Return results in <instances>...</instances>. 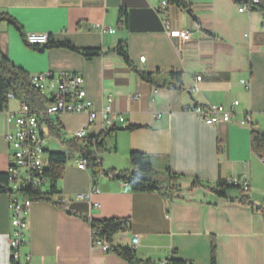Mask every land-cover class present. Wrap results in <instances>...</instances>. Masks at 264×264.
<instances>
[{"label": "crops", "instance_id": "1", "mask_svg": "<svg viewBox=\"0 0 264 264\" xmlns=\"http://www.w3.org/2000/svg\"><path fill=\"white\" fill-rule=\"evenodd\" d=\"M163 1L169 0H0V13L16 19L25 35L47 33L53 43L103 52L126 41L138 69L159 73L155 84L142 81L115 52L86 59L66 48L37 50L14 26L0 24V49L15 65L30 75L82 74L94 109L110 102L128 124L109 129L102 120L88 126L85 113L51 116L61 123L63 137L46 132L47 150L53 144L60 147L59 140L61 151L75 158L57 182L58 190L72 198L71 209L53 200L33 201L23 261L30 256V264H128L93 245L90 221L129 218L127 241L140 237L136 248L140 259L158 262L172 256L191 264H210L215 236L217 264H264V209L252 210L203 187L188 191L195 177L211 184L236 180L249 188L256 205L264 201V156L251 147L252 128L264 131V0L243 13L238 11L240 0H185L189 9L168 2L166 16L157 11ZM121 10L128 13L126 26L119 23ZM166 23L171 29L187 30L191 40L170 37ZM101 27L114 32H103ZM235 101H239L235 116L219 125H207L190 111L196 105L230 108ZM20 103L12 99L0 111V173H6L12 161L6 135L14 127L7 112L18 111ZM246 112L251 113L252 123L240 125ZM129 126L140 127L130 130ZM82 127H87L85 146L101 159L103 170L131 169L133 151L167 158L170 168L184 175L182 197L168 201L155 192H131L111 175L94 176L89 166L80 169L83 153L76 147L81 142L75 134ZM99 136L104 149L97 150L88 143ZM94 185L99 193L92 200L99 207L75 199ZM253 194L262 199L254 201ZM9 202L10 194L0 193V264L10 260Z\"/></svg>", "mask_w": 264, "mask_h": 264}, {"label": "built area", "instance_id": "2", "mask_svg": "<svg viewBox=\"0 0 264 264\" xmlns=\"http://www.w3.org/2000/svg\"><path fill=\"white\" fill-rule=\"evenodd\" d=\"M259 3L260 0H240L238 11L241 13L248 12ZM168 4V1H163L157 9L158 13L166 16ZM165 25L170 37L179 38L183 42L191 40V34L187 30H174L170 28L168 23ZM101 30L103 32H114V30H106L104 27H101ZM245 36H248V34ZM24 38L28 45L40 48L47 45L50 41L47 33H28ZM145 59V56L140 58L142 62ZM30 79L32 86L45 101L43 108L38 111H32L27 103L21 101L18 111L7 112V121L14 127L6 135L12 150V161L6 172L8 189L11 191L9 208L12 227L9 241L10 260L8 264H30V256H27L25 261L22 260V247L28 243L27 228L34 200L25 195L22 190H47L49 182L44 175V169L48 165L45 119L61 113H85L88 117V126L98 120H102L106 128L117 127V123H120L123 127L128 126L125 117L118 115L110 102L99 111L94 109V103L87 95L85 79L80 73L61 72L55 74L48 71L31 75ZM201 79V76L197 77V80ZM242 84L246 89H250L247 81L242 80ZM9 99L11 101L16 98L13 94H10ZM238 106L239 101H235L230 108H227L224 104L196 105L190 111L194 112L207 125H219L230 122L235 116ZM239 123L240 125H251V113L246 112L239 120ZM75 137L81 142V146L84 147L87 141V127L79 129ZM87 166L88 161L82 156L78 167L86 169ZM229 182L239 185L236 180ZM95 193H99V188L96 185L88 193H77L75 199L86 201L97 208L100 204L92 200V196ZM52 200L66 210L71 209L72 198L63 195L61 192L55 193L52 196ZM91 231L93 245L104 252H110L109 244L101 236V231L94 228ZM139 243L140 237L134 235L130 242L131 246L136 249Z\"/></svg>", "mask_w": 264, "mask_h": 264}, {"label": "trees", "instance_id": "3", "mask_svg": "<svg viewBox=\"0 0 264 264\" xmlns=\"http://www.w3.org/2000/svg\"><path fill=\"white\" fill-rule=\"evenodd\" d=\"M171 4H176L189 9L185 0H169ZM8 23L14 26L20 34L25 37L22 25L8 13H0V24ZM119 23L126 26L128 23V13L125 10L120 11ZM37 50L46 48H66L77 52L86 59H91L104 53L115 52L122 57L129 68L134 71L142 81L152 84L156 83V77L159 73H149L138 69L130 59L127 51L126 41H121L115 48L103 52L101 49H83L72 45L69 42L49 43L42 48L32 46ZM181 74L171 73L169 76L180 77ZM31 75L22 67L15 65L5 53L0 49V111L8 108L9 95L29 105L32 111H38L43 108L44 99L31 84ZM166 83L164 86H168ZM45 127L49 136L62 139L63 127L58 119L47 117ZM140 126H129L128 129H136ZM110 128V129H115ZM97 150L104 149V139L99 136L94 142ZM72 146V145H71ZM74 146V145H73ZM78 146V147H77ZM78 150L88 161V166L92 168L94 176L98 174L111 175L113 179L123 181L127 184L131 192L160 194L166 200L171 201L182 197L183 188L181 180L183 174L174 172L168 163L167 158L153 156L140 151H133L130 154L131 169L122 171H107L102 169V161L95 152L89 151L87 146L82 147L76 144ZM251 147L254 153L264 156V131L258 128L251 130ZM48 165L44 169V175L48 178L47 190L38 191L33 189H24L22 192L33 200L52 201V196L60 192L57 188V182L63 177L65 167L71 158V152L48 150ZM194 187H203L213 192L219 198H225L231 202H237L239 205L248 206L252 210L259 211L264 209V201L261 205H256L249 196V188L242 185H234L229 181L211 184L209 181L193 178L191 189ZM233 192L237 194L232 195ZM0 193H9L7 173H0ZM264 211V210H263ZM91 228L101 231V236L109 244L110 251L124 259L128 264H191L182 259L172 256L164 261L143 260L137 257L136 249L127 241V236L131 229V220L129 218H110L102 220H91ZM210 264H217V245L215 236L211 238V258Z\"/></svg>", "mask_w": 264, "mask_h": 264}, {"label": "rangeland", "instance_id": "4", "mask_svg": "<svg viewBox=\"0 0 264 264\" xmlns=\"http://www.w3.org/2000/svg\"><path fill=\"white\" fill-rule=\"evenodd\" d=\"M47 138H48V134H47ZM58 142H59V144L62 146V144H61V142L58 140ZM51 145H52V143H50ZM59 147V146H57V145H52V148H50L51 150H57V151H61L62 150V147ZM75 160V158H73V157H71L70 159H69V165L73 162ZM253 196V198H254V201H256V202H258L259 200H261L262 199V197L260 196V195H258V194H253L252 195ZM264 200V199H263Z\"/></svg>", "mask_w": 264, "mask_h": 264}, {"label": "bare ground", "instance_id": "5", "mask_svg": "<svg viewBox=\"0 0 264 264\" xmlns=\"http://www.w3.org/2000/svg\"><path fill=\"white\" fill-rule=\"evenodd\" d=\"M110 129V128H109ZM76 138V137H75ZM78 140V139H77Z\"/></svg>", "mask_w": 264, "mask_h": 264}]
</instances>
